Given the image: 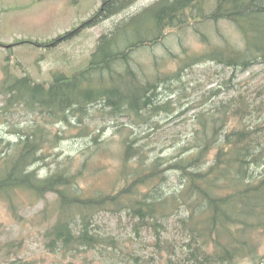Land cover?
<instances>
[{
    "label": "trees",
    "instance_id": "trees-1",
    "mask_svg": "<svg viewBox=\"0 0 264 264\" xmlns=\"http://www.w3.org/2000/svg\"><path fill=\"white\" fill-rule=\"evenodd\" d=\"M137 1L103 0L79 26L38 45L57 44ZM189 28L200 48L182 44L181 33ZM168 36L158 57L154 46L165 45ZM179 44L182 53L173 55L177 69H162L171 45ZM140 50H147V61L140 62ZM204 62L230 69L229 77L197 100L205 106L191 117L189 134L173 139L169 155L145 150L133 129L143 128L146 138L160 131L165 117L179 120L194 105L183 108L191 91L185 71ZM259 63H264V0H155L102 32L84 68L49 82L34 81L28 73L12 83L4 78L0 123L19 111L32 122L0 129V202L17 219L22 208L44 200L24 219L39 234L45 255L53 256L44 264H88V253L96 250L112 254L109 264H146L133 244L122 248V240L101 231L96 218L101 213L125 214L137 237L143 229L152 233L148 247L160 264H264V101L250 100L235 86L238 73ZM221 86L235 93L221 99ZM92 111L120 122L121 161L108 190L79 182L94 152L108 150L102 129L85 122ZM64 127L94 145L82 153L79 170L61 150L47 160L64 139ZM5 130L10 138L2 136ZM48 166V173L38 174ZM170 218L164 237L158 235ZM20 247L19 240L0 242V262L41 263L15 257Z\"/></svg>",
    "mask_w": 264,
    "mask_h": 264
},
{
    "label": "rangeland",
    "instance_id": "rangeland-1",
    "mask_svg": "<svg viewBox=\"0 0 264 264\" xmlns=\"http://www.w3.org/2000/svg\"><path fill=\"white\" fill-rule=\"evenodd\" d=\"M103 0H0V81L2 77L9 80L10 83L15 82L18 78L26 73L32 76L34 81L49 82L55 78L59 79L63 75H70L74 71L84 68L89 64L92 52L98 36L105 31H108L113 23L122 20L130 12H135L142 6L148 5L155 0H139L128 9L126 12H120L114 17L108 18L93 27H84L76 33H71L70 36L63 38L57 44L49 46L38 45L40 42L51 41L57 36L70 31L79 26L83 21L87 20L100 7ZM225 28V25H220ZM231 29V28H230ZM189 31L181 33L182 44L192 45L200 48L199 41ZM166 37L164 44L154 46V54L158 57L165 51V46L168 45ZM19 41H27L24 43L15 44ZM140 62L148 60L146 56L147 50H140ZM172 54L169 53L166 66L162 69L171 71L177 69L178 58L173 55H180L182 49L179 45H171ZM139 59V58H138ZM161 59L159 58V61ZM25 69V71L22 70ZM183 77L184 83L188 86L189 93L183 98V108H187L194 104L179 120L165 119L162 122L160 131L149 133L150 136H144L143 128L133 129L132 136H137L143 140L147 146L144 149L152 150L154 153L169 155L171 153V143L175 138H184L189 134L192 126L193 114L197 112L201 106H205L206 101L201 102V106L196 104L203 94L209 88L217 86L230 75V69H220L219 66L211 62L195 64L185 71ZM10 75V76H9ZM103 77L106 71L102 73ZM240 85L238 92L248 96L250 100L260 102L264 101V63L253 65L249 70L237 74ZM99 73H93V77L100 78ZM171 86L170 84L168 85ZM219 92V97L227 98L235 93L234 88H225ZM172 88V87H171ZM162 94L159 95V103ZM3 95L0 94V106L2 105ZM214 100V99H210ZM196 104V105H195ZM22 111L4 116V120L0 123V129L12 127L15 124L29 126L32 122L30 115H26ZM90 116H86L85 122L92 130H101L103 134V142L108 144V150H99L94 152L87 165H83L80 171L79 182L83 186L96 187L108 190L113 183L118 172L121 159L117 156L121 147L118 141L116 130L120 122L113 121L111 117H103L98 112ZM92 115V116H91ZM182 122H179L180 120ZM121 121V120H120ZM54 129H58L53 124ZM63 127V126H62ZM79 128L78 126H74ZM64 139L60 146L49 153L47 160H52L57 152L63 151L64 155L75 159L73 166L74 170H79L81 166L82 153H88L94 148L93 143L89 142V137L82 138L77 134L76 129L71 131L64 127L61 129ZM3 131V130H0ZM2 136L10 138L12 133L4 131ZM175 144V143H174ZM147 150V151H148ZM63 156L60 157L62 159ZM43 167L38 170V174H46L50 170ZM171 174V171H168ZM171 175L169 176V183ZM45 202L37 203L36 205H27L19 211L21 217L13 219L10 213L5 208L3 202H0V223L3 228L0 229V242H5L7 239H15L21 242V249L18 251L20 258H36V263L41 260L40 264H44L53 256L45 255L40 244V236L31 224L26 222L28 218L34 216L38 209L44 206ZM97 222L101 231L109 232L123 241L122 248L129 245L135 247L138 251L137 255L146 261V264H160L157 256L149 244L153 241L152 233L143 229L139 237L132 230V223L127 219L125 214L101 213L97 217ZM26 219V221L24 220ZM171 226V218L165 223V229L159 228L158 235L163 236L167 232V226ZM154 233V232H153ZM172 234V233H171ZM168 234L166 236H170ZM165 236V237H166ZM162 237V238H163ZM261 252L264 253V241L261 247ZM90 261L88 264H109L111 253L106 251H93L88 253ZM0 264H4L1 260ZM242 264H246V261Z\"/></svg>",
    "mask_w": 264,
    "mask_h": 264
},
{
    "label": "bare ground",
    "instance_id": "bare-ground-1",
    "mask_svg": "<svg viewBox=\"0 0 264 264\" xmlns=\"http://www.w3.org/2000/svg\"><path fill=\"white\" fill-rule=\"evenodd\" d=\"M134 256V255H133ZM139 256V255H138Z\"/></svg>",
    "mask_w": 264,
    "mask_h": 264
}]
</instances>
